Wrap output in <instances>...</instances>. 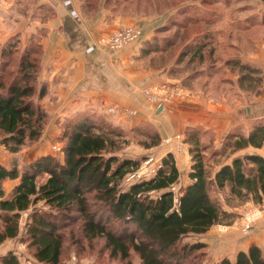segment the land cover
Masks as SVG:
<instances>
[{"label": "trees", "instance_id": "trees-1", "mask_svg": "<svg viewBox=\"0 0 264 264\" xmlns=\"http://www.w3.org/2000/svg\"><path fill=\"white\" fill-rule=\"evenodd\" d=\"M117 1L125 8H138L143 2H151ZM226 1L199 0L179 5L175 19H168L159 28L165 31L172 27L177 30L194 27L190 30L195 33L182 46L177 62L189 53L190 61L201 62L206 48L208 55L214 53L217 31L214 28L223 18L216 7ZM84 2L90 8L96 4V0ZM239 26L244 30H263L264 12H251L240 20ZM163 41L167 43L161 50L169 45L167 40ZM254 42L250 38L252 50ZM41 58L42 48L36 42L24 48L17 37L0 43V143L8 151L16 152L34 144L45 129L47 113L41 100L46 89L45 86L37 89ZM223 63L239 70V82L252 81L257 75L261 87L264 85L262 68L239 56L225 58ZM152 124L144 120L131 127H122L98 112L83 111L65 121L56 137L62 143V160L52 154H43L21 170L16 165L0 164V242L20 234L33 247L32 254L38 263L60 264L65 244L72 242L67 240L64 228L77 223L84 238L104 236V245L111 256L126 258L133 250L139 255L140 264H208L205 243L184 238L191 232L206 231L222 218L232 221L238 215L233 208L221 205L214 194L216 189H227L231 198L264 201V156L253 152L234 154L243 147L264 145V117L255 118L248 128L233 127L220 147L211 145L208 160L202 152L210 144L200 145L197 136L202 129L187 127L184 133L192 158L188 172L191 180L176 186V190L172 185L178 184L181 171L172 152L162 157L153 175L123 183L126 173L141 160L138 162L115 153L119 145L114 136H121L122 130L151 127L154 133L148 134L150 140L146 143L151 147L161 140ZM149 156L147 153L144 158ZM229 156H232L230 162L224 163ZM218 164L221 165L214 170ZM17 176H20L18 183L6 195L3 180ZM43 176V181L38 182ZM38 201H43L47 208L36 206ZM33 205L20 228L22 211ZM0 264L24 263L14 251L8 250L0 254ZM215 264H264V246L252 243L246 251L236 254L234 263L224 257Z\"/></svg>", "mask_w": 264, "mask_h": 264}, {"label": "crops", "instance_id": "crops-1", "mask_svg": "<svg viewBox=\"0 0 264 264\" xmlns=\"http://www.w3.org/2000/svg\"><path fill=\"white\" fill-rule=\"evenodd\" d=\"M255 1L250 4L249 14L264 12V0ZM125 9L117 0H96L92 8L86 6L84 0H0V43L17 37L21 48L31 42L42 48L37 89L45 86L41 102L47 113L43 134L34 144L11 152L0 143V164L16 165L21 170L43 154L62 160V145L56 140L62 124L77 113L95 111L122 127L144 120L152 122L161 140L148 149L149 154L161 161L167 152H172L181 180L187 184L191 180L188 172L192 164L184 133L187 127L201 128L202 135L208 134L209 144L220 147L233 127L248 128L252 119L264 117V87L253 98L233 99L232 94L222 93L214 98L209 95L210 90L208 94V90L179 85L180 80L183 84L185 76L177 80V84L168 82L167 67H150L142 48L156 28L165 23L169 10L154 15L160 16L157 19L152 15L158 12ZM125 25H139L140 39L117 50L101 43L103 37ZM242 60L264 72V33L255 40L253 51L242 56ZM162 84H176L185 94L164 103L158 110L161 104H154L147 90ZM110 105L116 107L115 112L107 111ZM244 152L264 156V146L243 147L234 154ZM232 156L225 158L224 163L230 162ZM220 165H215L214 170ZM19 178L3 180L6 195ZM262 203V214L250 224L240 216L229 223L213 224L206 231L190 233L194 234V241L205 243L208 264H215L224 257L234 263L236 254L246 251L250 244L264 246V201Z\"/></svg>", "mask_w": 264, "mask_h": 264}, {"label": "rangeland", "instance_id": "rangeland-1", "mask_svg": "<svg viewBox=\"0 0 264 264\" xmlns=\"http://www.w3.org/2000/svg\"><path fill=\"white\" fill-rule=\"evenodd\" d=\"M195 1L196 3H198L199 0H151L150 3H141V5L137 6L138 8L129 6L126 7V9L139 11L144 10L147 12L153 11V13L158 12V14H153L152 16L161 15L160 13H164L166 10H169L170 14L165 19L166 23L168 19H170V21L172 19H175V12L180 6H182V4H193ZM251 2L256 1L227 0L226 2H224L225 4L217 5L216 8L220 12H222L223 18L217 21L214 28L217 29L214 42V53L212 55H208V48H206L204 51L203 60H201V62H199L200 60L190 61V53L189 55L183 56L182 60L177 62L179 51L181 50L182 46L188 40H190L195 33L190 30L194 27L191 26L188 30H177L175 29V27H172L169 30L159 31V28H161L165 23L156 28L154 35L151 36L150 40L142 48V53H144V56L146 55L145 62L153 68L167 67L166 73L168 76V82H176L177 84V80L185 76L183 84L180 80L179 85H185L187 88L194 87L198 90H208V94L211 92L209 95H212V97L214 96V98L222 93L232 94L233 99L241 98V96H243V98H253L264 87V85L261 87L260 79H258L259 77L255 75L254 80L252 81L245 80L243 82H239V70L237 68L231 69L230 66H225L223 63V60L225 58L239 56L242 59L245 51L251 53L253 50L250 44V38L256 40L262 33H264L261 29L244 30L239 26L240 20H244V18L249 14L248 12ZM154 17L158 19L160 16ZM132 26H137L140 28L139 25H125L121 28H129ZM117 30H114L109 35L103 37L101 39V43L104 46H107L104 40H106L110 35V42H115L116 36L113 35L117 32ZM162 38L164 40H167L169 45L166 47L164 46L161 50V46L166 42H162ZM128 44H130V42L126 45ZM112 50L117 49L112 48ZM203 69H205L204 72L199 71ZM156 87H160V85H157ZM156 87H154V90H159V88ZM153 103L156 104L155 102ZM254 119H252L251 122ZM152 125L156 127L154 124ZM121 130L122 129H120V131ZM121 132V136H114V138L116 139V144L119 145L118 149H115V153H117L121 157H125L124 155H131L132 158L138 160V162L144 159V156L150 152L148 150L150 147H148L146 143L150 140L148 134L154 133L153 128L140 127L136 130H122ZM197 136L200 139L199 144H206L210 143L211 141L208 138V134L202 135L201 133H199L197 134ZM234 138L235 137H233V139ZM211 149L212 148L210 144V146H207L206 149L202 152V155L205 156L207 160L209 158ZM229 149L231 150V148ZM207 162L211 166V163L209 161ZM44 178L45 176L40 177L38 179V182H42ZM185 184L186 182L184 183L180 178L176 186L180 187ZM214 194L218 196L220 203L224 208H233L234 211L239 212L238 215L233 219L243 216V212L255 213L256 210H259L260 215L262 214V202H254L251 199L240 200L237 198H231L227 195V189H216V191H214ZM35 205L38 207L40 206L47 208V205L43 201H38L35 203ZM35 205L31 206L27 210L22 211L21 220L24 219L23 221L25 222L27 214L33 209ZM259 216H257L256 218H258ZM230 221L231 220L222 218L221 222L219 223L224 224L229 223ZM19 224L20 228H22L24 223L19 222ZM69 227L64 229L66 230V233H68V235H66L68 238L67 240H71L72 242H68L67 244H65L60 264H140L139 255L135 251L131 250L129 256L126 258H121L119 255L111 256L109 249L104 245V236H98L92 239L84 238L82 237L81 232L78 231L79 229L77 223L71 226L72 228L70 227L72 229L71 235ZM193 239L194 234H188L184 238L185 241H194ZM7 249L14 251L20 261L24 264H40L36 261L32 254L33 247L30 246L29 241H24L20 234L14 237L7 238L4 241L0 242V254L6 252ZM71 249H73V251H70Z\"/></svg>", "mask_w": 264, "mask_h": 264}, {"label": "built area", "instance_id": "built-area-1", "mask_svg": "<svg viewBox=\"0 0 264 264\" xmlns=\"http://www.w3.org/2000/svg\"><path fill=\"white\" fill-rule=\"evenodd\" d=\"M110 36H108V38L104 40L107 46L111 49L112 48L120 49L127 43L138 40L139 37L141 36V29L137 26H132L129 28L128 27L121 28L117 30V32L113 35L116 36L115 42H110L109 39ZM157 88H159V90H147L148 98L152 102H155L157 105L159 104L163 105L164 103H169L172 100H174L176 97L185 94V90L182 87L177 86L176 84L173 85L162 84L160 87ZM107 111L113 113L116 111V107L110 105L107 107ZM176 137L180 138V135H177ZM160 165H161V161L156 160L150 155L149 157L142 159L135 168H133L132 170L126 173L123 183L128 184L133 181L147 178L153 175L158 170ZM172 188L176 190V185H172ZM174 200L177 201V194H175ZM259 215H260L259 210H256L255 213L243 212V217L246 224H250ZM23 220H21V216H20L19 222L24 223Z\"/></svg>", "mask_w": 264, "mask_h": 264}, {"label": "water", "instance_id": "water-1", "mask_svg": "<svg viewBox=\"0 0 264 264\" xmlns=\"http://www.w3.org/2000/svg\"><path fill=\"white\" fill-rule=\"evenodd\" d=\"M162 108V105H159L158 110Z\"/></svg>", "mask_w": 264, "mask_h": 264}]
</instances>
